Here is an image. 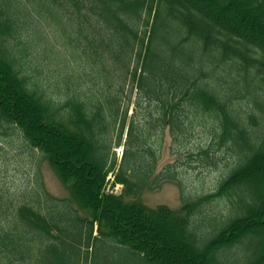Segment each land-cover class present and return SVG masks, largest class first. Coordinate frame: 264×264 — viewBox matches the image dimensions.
I'll list each match as a JSON object with an SVG mask.
<instances>
[{
  "label": "trees",
  "instance_id": "obj_1",
  "mask_svg": "<svg viewBox=\"0 0 264 264\" xmlns=\"http://www.w3.org/2000/svg\"><path fill=\"white\" fill-rule=\"evenodd\" d=\"M17 134L69 194L36 166L0 187V264H264V0H0V136ZM220 165L185 194L181 169ZM165 182L180 209L139 200Z\"/></svg>",
  "mask_w": 264,
  "mask_h": 264
},
{
  "label": "rangeland",
  "instance_id": "obj_2",
  "mask_svg": "<svg viewBox=\"0 0 264 264\" xmlns=\"http://www.w3.org/2000/svg\"><path fill=\"white\" fill-rule=\"evenodd\" d=\"M43 27L46 30V27ZM30 63L34 64V66L37 64L38 67L41 68L43 60L41 57L35 58L34 61L31 58ZM31 68L35 67L31 66ZM45 68L51 70L50 66ZM50 80L56 81L55 73L53 71L50 74ZM131 109L132 105L130 106L129 114L131 113ZM158 133L159 130L155 133L153 137L154 139L156 136H159ZM18 135L19 134L12 137L0 136V187L19 188L25 183H31L33 181L32 169L36 166L41 181L50 194L57 197L67 196L69 194L68 189L61 182L51 165L44 160L36 158V155L25 147L24 141H22L21 136ZM198 140V138H195L191 144L194 146V142L197 143ZM164 142L160 147L161 151L158 153L159 159L157 161V169H160L167 161L173 159V157H168L166 152L169 138H165ZM155 147L158 150V142ZM121 152L122 149L120 147L115 149V154L118 158H120L119 156L121 155ZM232 162L233 161L231 160L230 166ZM225 168V165H220L217 168L209 169H181L180 178L183 181L185 194L200 196L213 191L217 181L224 173ZM107 178L112 180V175H108ZM121 189V185L116 184L115 186H111L109 183L106 186L105 191L119 193ZM139 200L150 208L165 205L174 210H178L182 206L180 191L178 187L171 182H165L155 190L145 189L139 196ZM227 204V200L213 203L214 209H219L220 213H223L224 211L226 212ZM209 208L210 206H208V209Z\"/></svg>",
  "mask_w": 264,
  "mask_h": 264
}]
</instances>
